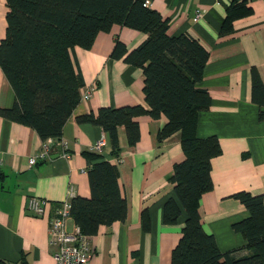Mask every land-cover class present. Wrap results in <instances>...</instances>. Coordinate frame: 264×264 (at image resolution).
I'll return each instance as SVG.
<instances>
[{
  "label": "crops",
  "instance_id": "0c3cea01",
  "mask_svg": "<svg viewBox=\"0 0 264 264\" xmlns=\"http://www.w3.org/2000/svg\"><path fill=\"white\" fill-rule=\"evenodd\" d=\"M149 7L169 20V36L189 33L208 50L196 86L207 91L211 103L199 111L195 134L200 138L215 135L220 153L211 159L213 188L199 198L198 211L203 228L213 234L220 251L240 249L247 241L232 224L247 218L249 211L232 194L261 193L264 200V0H149ZM6 10V0H0V39L5 34ZM197 10L201 15L195 19ZM227 15L230 27L224 30ZM145 37L141 30L114 24L97 34L91 48L74 47L72 57L83 78L80 95L91 83L96 88L89 99L80 96L63 125L60 138L68 143V157L57 145L48 158L29 165V157L39 153L43 141L32 127L0 115V264H54L49 219L69 187L75 195H89L87 153L102 136L103 157L118 164L127 215L124 221L102 225L90 235L91 256L86 264H171V251L187 216L169 181L173 164L184 157L180 133L158 141L157 132L165 120L138 115L134 117L139 126L135 145L128 143L125 127L117 126L120 152L115 157L101 126L77 120L101 106L148 109L142 95V69L110 55L116 39L130 50ZM253 70L262 85L254 92ZM14 102V91L0 68V108ZM261 111L263 117H259ZM29 197L46 200L42 214L27 209ZM169 198L180 208L174 224L162 220ZM143 209L147 229L142 225ZM67 224L70 230L75 223L70 218ZM238 253L244 255L247 250Z\"/></svg>",
  "mask_w": 264,
  "mask_h": 264
},
{
  "label": "trees",
  "instance_id": "16d2710c",
  "mask_svg": "<svg viewBox=\"0 0 264 264\" xmlns=\"http://www.w3.org/2000/svg\"><path fill=\"white\" fill-rule=\"evenodd\" d=\"M6 6L0 68L14 91L15 102L9 108H0V115L32 127L42 141L59 139L83 86L72 57L74 47L91 48L97 34L114 24L141 30L146 34L142 42L128 50L116 39L110 55L142 69V95L148 109L141 105L101 106L77 120L101 126L115 157L120 152L117 126L125 127L128 143L135 145L139 126L134 117L138 115L165 120L157 132L158 141L180 133L184 157L173 164L169 181L187 216L171 251V264H264L261 193L232 194L249 211L247 218L232 224V229L247 241L245 247L220 251L213 234L201 223L198 201L213 188L211 159L220 153V146L215 135L200 138L195 134L199 111L208 109L211 103L207 91L196 86L208 58V50L199 40L189 33L169 36V20L147 6L145 0H6ZM228 27L229 15L223 22V29ZM261 86L253 70V92ZM259 117H263L262 111ZM87 156L89 195L71 199L70 215L82 233L90 236L102 225L124 221L127 202L117 162L93 151ZM179 214L176 200L167 199L163 222L174 224ZM141 220L147 229L146 209L141 211ZM241 250L247 253L239 255Z\"/></svg>",
  "mask_w": 264,
  "mask_h": 264
},
{
  "label": "built area",
  "instance_id": "2783aa9c",
  "mask_svg": "<svg viewBox=\"0 0 264 264\" xmlns=\"http://www.w3.org/2000/svg\"><path fill=\"white\" fill-rule=\"evenodd\" d=\"M149 6V0H145ZM201 15V11L197 10L195 19ZM96 88L95 83L87 85L82 92L81 99H89ZM60 145L64 151L63 156L68 157L66 151L68 143L61 138L57 139L54 144L43 141L41 150L35 156L28 159L29 165H34L38 159L48 158L51 154V149ZM105 145V138L102 136L94 144L89 146V150L102 153ZM66 149V150H65ZM75 196V191L69 187L65 199L60 201L54 208L49 219V244L53 248L54 264H86L91 256L90 236L82 233L80 227L76 224L72 229H68V220L71 218V199ZM46 200L39 197H29L27 201V209L34 215H40L44 211Z\"/></svg>",
  "mask_w": 264,
  "mask_h": 264
},
{
  "label": "water",
  "instance_id": "95a60500",
  "mask_svg": "<svg viewBox=\"0 0 264 264\" xmlns=\"http://www.w3.org/2000/svg\"><path fill=\"white\" fill-rule=\"evenodd\" d=\"M53 156L55 157V156H57V154H55V155H51V157H53Z\"/></svg>",
  "mask_w": 264,
  "mask_h": 264
}]
</instances>
